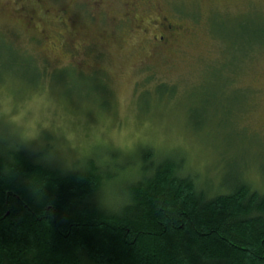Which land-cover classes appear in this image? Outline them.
Segmentation results:
<instances>
[{"label":"rangeland","instance_id":"rangeland-1","mask_svg":"<svg viewBox=\"0 0 264 264\" xmlns=\"http://www.w3.org/2000/svg\"><path fill=\"white\" fill-rule=\"evenodd\" d=\"M15 146L67 165L114 152L124 178L148 147L210 193L227 175L264 191V0H0V150Z\"/></svg>","mask_w":264,"mask_h":264},{"label":"trees","instance_id":"trees-1","mask_svg":"<svg viewBox=\"0 0 264 264\" xmlns=\"http://www.w3.org/2000/svg\"><path fill=\"white\" fill-rule=\"evenodd\" d=\"M32 64L35 84L46 70ZM153 152H138L124 178L114 152L67 165L0 150V264H264V191L227 175L210 193L184 157Z\"/></svg>","mask_w":264,"mask_h":264}]
</instances>
